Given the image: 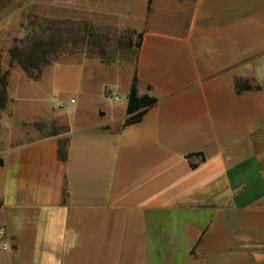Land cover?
Returning <instances> with one entry per match:
<instances>
[{"label":"crops","instance_id":"obj_1","mask_svg":"<svg viewBox=\"0 0 264 264\" xmlns=\"http://www.w3.org/2000/svg\"><path fill=\"white\" fill-rule=\"evenodd\" d=\"M147 1L140 120L0 126V264H264V0Z\"/></svg>","mask_w":264,"mask_h":264},{"label":"rangeland","instance_id":"obj_2","mask_svg":"<svg viewBox=\"0 0 264 264\" xmlns=\"http://www.w3.org/2000/svg\"><path fill=\"white\" fill-rule=\"evenodd\" d=\"M141 3L143 0H0V75H6L8 95L4 113L10 116L13 109L11 118L0 119V126L22 120L47 136L59 131L63 121L76 125L97 117L105 121L113 103V111L119 114L117 105L126 101L132 83L134 43L142 28ZM44 19L92 26L101 37L93 43L85 39L70 42L38 77H30L11 59L8 49L14 38L25 35L30 22ZM113 98L118 100L113 102ZM60 103H65L63 109H58ZM104 107L109 111L100 116ZM37 116L56 121L32 120Z\"/></svg>","mask_w":264,"mask_h":264},{"label":"trees","instance_id":"obj_3","mask_svg":"<svg viewBox=\"0 0 264 264\" xmlns=\"http://www.w3.org/2000/svg\"><path fill=\"white\" fill-rule=\"evenodd\" d=\"M149 5L150 0L147 1V9H149ZM29 27L23 37L14 38L8 52L11 59L30 77H38L43 68L49 65L56 58L59 51H62L70 42L76 43L78 40L85 39L93 43L101 37L99 33L94 31L92 26L84 25V27H81L76 23L64 20L44 19L39 22L32 21L29 23ZM138 37V41L134 43L136 48L135 57L140 45L141 34ZM128 44H131V41ZM136 82L137 77L133 74L127 95L124 125L140 120L147 109L156 102L154 96L148 94L139 96L136 90ZM7 99V79L6 75L2 74L0 75V109L5 107ZM58 133L59 131H55L52 135ZM65 144L64 139H57V153L61 160H65L67 157Z\"/></svg>","mask_w":264,"mask_h":264},{"label":"built area","instance_id":"obj_4","mask_svg":"<svg viewBox=\"0 0 264 264\" xmlns=\"http://www.w3.org/2000/svg\"><path fill=\"white\" fill-rule=\"evenodd\" d=\"M65 103H60V105L58 106L59 108H64ZM1 233V232H0ZM3 248H5V246L3 245Z\"/></svg>","mask_w":264,"mask_h":264}]
</instances>
